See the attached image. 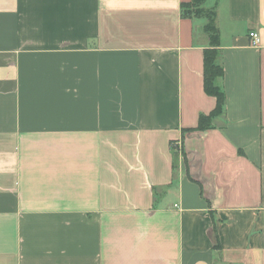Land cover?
Segmentation results:
<instances>
[{
	"label": "crops",
	"instance_id": "obj_1",
	"mask_svg": "<svg viewBox=\"0 0 264 264\" xmlns=\"http://www.w3.org/2000/svg\"><path fill=\"white\" fill-rule=\"evenodd\" d=\"M189 1L0 0V264H264V0H205L183 135Z\"/></svg>",
	"mask_w": 264,
	"mask_h": 264
},
{
	"label": "trees",
	"instance_id": "obj_2",
	"mask_svg": "<svg viewBox=\"0 0 264 264\" xmlns=\"http://www.w3.org/2000/svg\"><path fill=\"white\" fill-rule=\"evenodd\" d=\"M205 0H190L180 5V17L185 19H202L205 24L202 28L207 37V47L202 51V88L206 96L215 100L214 109L207 115L198 116L197 125L190 130H183L182 134L203 132L213 129V122L223 116L225 111V94L221 86L223 67L221 63V51L219 32L215 27V9L204 8ZM213 220V233L216 234V221Z\"/></svg>",
	"mask_w": 264,
	"mask_h": 264
},
{
	"label": "built area",
	"instance_id": "obj_3",
	"mask_svg": "<svg viewBox=\"0 0 264 264\" xmlns=\"http://www.w3.org/2000/svg\"><path fill=\"white\" fill-rule=\"evenodd\" d=\"M249 44L252 47H258L260 44L259 35L255 31H250L248 33Z\"/></svg>",
	"mask_w": 264,
	"mask_h": 264
},
{
	"label": "rangeland",
	"instance_id": "obj_4",
	"mask_svg": "<svg viewBox=\"0 0 264 264\" xmlns=\"http://www.w3.org/2000/svg\"><path fill=\"white\" fill-rule=\"evenodd\" d=\"M203 24H204V20H200V19H197L196 21H195V26H196V28H197V31L201 34V32H202V26H203Z\"/></svg>",
	"mask_w": 264,
	"mask_h": 264
}]
</instances>
